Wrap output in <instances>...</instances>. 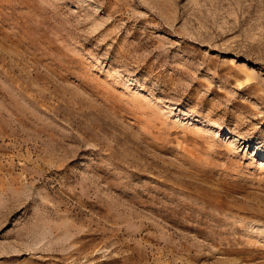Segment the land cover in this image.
Masks as SVG:
<instances>
[{
  "label": "rangeland",
  "instance_id": "rangeland-1",
  "mask_svg": "<svg viewBox=\"0 0 264 264\" xmlns=\"http://www.w3.org/2000/svg\"><path fill=\"white\" fill-rule=\"evenodd\" d=\"M0 264H264V0H0Z\"/></svg>",
  "mask_w": 264,
  "mask_h": 264
}]
</instances>
